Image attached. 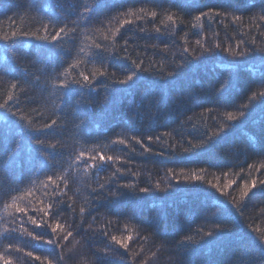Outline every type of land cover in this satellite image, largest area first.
<instances>
[{
  "label": "trees",
  "instance_id": "obj_1",
  "mask_svg": "<svg viewBox=\"0 0 264 264\" xmlns=\"http://www.w3.org/2000/svg\"><path fill=\"white\" fill-rule=\"evenodd\" d=\"M262 8L0 0V264H264Z\"/></svg>",
  "mask_w": 264,
  "mask_h": 264
},
{
  "label": "snow or ice",
  "instance_id": "obj_2",
  "mask_svg": "<svg viewBox=\"0 0 264 264\" xmlns=\"http://www.w3.org/2000/svg\"><path fill=\"white\" fill-rule=\"evenodd\" d=\"M261 11L264 12V8H262ZM209 14L210 13L201 12V16H197L196 19H201V17H207V16H209ZM211 15L219 16L220 13L219 12H212ZM152 16L153 17H156V13L153 12L152 13ZM168 18H169V20H172L173 19L172 16H169ZM262 18H264V17H262ZM236 19H240V17H236ZM126 23H128V21H126ZM60 31L62 32L63 31V28H61ZM157 31H159V30L157 29ZM216 48L219 49V45H217ZM185 51H187V49H185ZM227 51L229 52V54H231L234 57V59L235 58H246L249 55V49H247V48H245L244 50H242L240 52H236V53H232L231 52V49H228ZM251 52H262V53H264V49H256V48H253V49H251ZM138 67L139 66L137 65L136 68L132 69L129 73L126 74V77L124 79L115 81V83H119L121 85H127L129 82L133 81V79L137 76V73H138L137 69H138ZM222 67L228 73V77L225 80H222L220 82L219 88H218V92L219 93L222 92L229 85V83L231 81V78L233 76V69H234V66H232V65H223ZM262 67H264V66H262ZM181 68H183V66L182 65H178L177 66V72ZM13 70L14 69H11V68L5 69V71H13ZM248 71L249 72H252V73H255V72L259 71V69H257L255 66H252V67H250L248 69ZM101 75H104V73H101ZM168 75H169V77H173L174 76L173 73H169ZM83 79H84V81H87L88 82V85L87 86L89 87V89L95 91L94 87L92 86V82H91L90 78L88 76H84ZM73 83L79 85L80 84V81H73ZM71 86H72L71 84H64L63 85L64 88H70ZM260 86L261 87H264V82H261L260 83ZM258 95H259V97H260L261 100H264V91L259 92ZM253 98H255V97H253ZM240 114H241V116H244L245 115L243 111H241ZM229 119H236V117L232 116V114L230 113L229 114ZM54 123H55V121H53V124ZM209 139L211 140V138H209ZM36 143L38 145L45 146V142L43 140H36ZM50 147L55 148L56 145L53 144V145H50ZM101 159L103 160V157H101ZM110 159L111 158L109 157V160ZM49 179H51V177H49ZM196 179H200V178L197 177ZM252 186L253 187L256 186L255 185V181H253ZM139 192H150V190H149V188L145 187V188H140L139 189ZM114 195H116V194L114 193ZM15 207H16V211L18 213H26V211H27L26 208L19 207V206H15ZM31 222H32V224L36 225V227H40L41 226V225L37 224L34 219ZM59 227H60V225L57 224V228H59ZM225 229H228L227 224H217L216 223L215 228L213 230H209L207 232H204L203 228H201L198 231L200 233H203L202 239H204L205 237L208 238V237L215 236L218 231H222V230H225ZM55 231H56V229H52V232H55ZM69 235H71V233H69ZM40 238H42V237H40ZM112 239L114 241L117 240V238L115 236H113ZM129 239H131V237H129ZM184 242H187L189 244L195 243L193 241V239H192L191 236H185L184 239L181 241V243H184ZM261 242L264 243V239H262ZM47 243L55 244L56 241L55 240H49V241H47ZM117 243H120L123 246V248H125V249H127V247H128V245L126 243H124L122 240L121 241H117ZM29 255H31V253H29ZM57 259L58 260L62 259V257L60 256L59 253H57ZM4 264H11V261L5 260L4 261ZM49 264H51V261H49Z\"/></svg>",
  "mask_w": 264,
  "mask_h": 264
}]
</instances>
